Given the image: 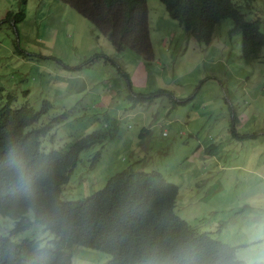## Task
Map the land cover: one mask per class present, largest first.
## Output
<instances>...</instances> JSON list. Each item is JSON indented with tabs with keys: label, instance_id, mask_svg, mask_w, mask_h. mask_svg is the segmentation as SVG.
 I'll list each match as a JSON object with an SVG mask.
<instances>
[{
	"label": "rangeland",
	"instance_id": "obj_1",
	"mask_svg": "<svg viewBox=\"0 0 264 264\" xmlns=\"http://www.w3.org/2000/svg\"><path fill=\"white\" fill-rule=\"evenodd\" d=\"M27 1L26 18L15 25L7 16L21 10L22 0H0V105L39 111L49 101L38 126L63 120L50 127L46 150H66L94 131L114 133L81 155L68 196L103 188L131 165L158 170L180 187L182 216L202 230L206 224L196 216L211 215L217 205L206 192L225 204L241 200L228 224L247 210L243 201L264 192V48L261 58L244 61L242 33L231 19L217 26L210 44H201L160 0H148L155 54L149 61L130 49L117 51L61 0ZM236 1L247 19L261 17L264 31V0ZM133 93L154 96L135 105ZM246 134L256 137L242 138ZM212 143L218 149L210 156L205 147ZM98 152L101 157L87 166ZM37 226L30 224L27 236L48 241L50 234ZM85 259L81 264H95L94 256Z\"/></svg>",
	"mask_w": 264,
	"mask_h": 264
},
{
	"label": "trees",
	"instance_id": "obj_2",
	"mask_svg": "<svg viewBox=\"0 0 264 264\" xmlns=\"http://www.w3.org/2000/svg\"><path fill=\"white\" fill-rule=\"evenodd\" d=\"M61 1L107 36L117 51L130 49L146 60L155 58L148 0ZM160 1L169 16L179 20L186 33L201 44H210L217 26L231 19L233 30L242 33V59L251 62L261 58L264 48L261 17L247 19L243 6L236 0ZM27 2L22 0V8L17 13H8L7 17H13L15 25L26 18ZM104 58L119 66L124 76H129L115 59ZM1 91L0 87V100ZM153 96L132 94L135 105L152 101ZM50 107L49 101L39 111L29 106L14 108L10 102L0 105V264H9L13 257L15 262L11 264H81L92 255L101 257L96 258L95 264H131L128 255L135 258L139 251L140 264H215L220 233L227 226L229 216H233L230 210L241 200L236 204L225 200V204L206 196V192L204 198L217 205L211 215L205 211L196 216L206 227L195 231L181 217L184 206L177 203L180 187L158 170L148 171L133 165L113 175L103 188L94 187L88 193L68 196L66 187L76 184L74 172L81 168V155L104 144L114 133L111 131L108 136L94 131L66 150H46L43 141L50 134V127L63 120L61 116L39 127ZM249 137L256 135L242 136ZM217 149L218 145L212 143L205 147V153L213 156ZM12 153L22 155L27 162L33 181L32 199L25 196L8 167ZM100 157L98 152L87 160V166ZM209 218L213 225H207ZM11 220L17 221L21 233L26 235L34 221L50 237L45 241L42 236H27L24 243L17 245L2 229V224H11ZM136 238V245L130 242Z\"/></svg>",
	"mask_w": 264,
	"mask_h": 264
},
{
	"label": "clouds",
	"instance_id": "obj_3",
	"mask_svg": "<svg viewBox=\"0 0 264 264\" xmlns=\"http://www.w3.org/2000/svg\"><path fill=\"white\" fill-rule=\"evenodd\" d=\"M8 167L17 182L23 187L25 196L32 199L34 196L33 181L26 160L22 155L12 153L8 159ZM243 205H247V210L234 223H229L223 231L215 264H264V192L250 196L243 201ZM181 217L187 219L184 216ZM187 220L192 225L190 228L202 231L192 220ZM195 220L199 221V217ZM32 223L35 222L32 221ZM2 229L8 233V238L17 245L24 243V240L27 239L26 233H21L17 221L11 224L4 222ZM136 241L137 238L130 242H135L136 245ZM140 252L135 258L128 255L131 264H140ZM92 256L98 258L96 255ZM13 262H15V257L9 264Z\"/></svg>",
	"mask_w": 264,
	"mask_h": 264
}]
</instances>
